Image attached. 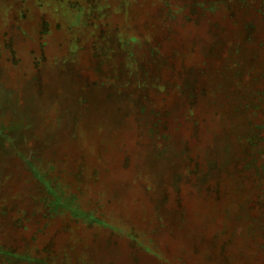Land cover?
I'll return each mask as SVG.
<instances>
[{
  "label": "rangeland",
  "instance_id": "obj_1",
  "mask_svg": "<svg viewBox=\"0 0 264 264\" xmlns=\"http://www.w3.org/2000/svg\"><path fill=\"white\" fill-rule=\"evenodd\" d=\"M0 264H264V0H0Z\"/></svg>",
  "mask_w": 264,
  "mask_h": 264
},
{
  "label": "trees",
  "instance_id": "obj_2",
  "mask_svg": "<svg viewBox=\"0 0 264 264\" xmlns=\"http://www.w3.org/2000/svg\"><path fill=\"white\" fill-rule=\"evenodd\" d=\"M179 86H181V85H176V89H178L179 88ZM180 89V88H179ZM177 93H182V92H177ZM73 207H71V206H65L64 205V208L63 209H65V211H67L69 214H70V216L72 217V219H74V220H77V221H80V222H84V221H88L87 219H86V217L83 215L82 216V212H77V211H75V209H72ZM80 211V210H79ZM82 219V220H81ZM100 220V219H99ZM101 221V223H103V221L102 220H100ZM95 223H98V220H96L95 221Z\"/></svg>",
  "mask_w": 264,
  "mask_h": 264
}]
</instances>
